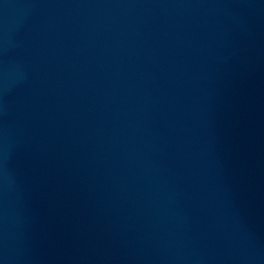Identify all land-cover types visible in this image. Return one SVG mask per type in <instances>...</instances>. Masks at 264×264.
<instances>
[{
	"label": "water",
	"instance_id": "95a60500",
	"mask_svg": "<svg viewBox=\"0 0 264 264\" xmlns=\"http://www.w3.org/2000/svg\"><path fill=\"white\" fill-rule=\"evenodd\" d=\"M0 264H264V0H0Z\"/></svg>",
	"mask_w": 264,
	"mask_h": 264
}]
</instances>
